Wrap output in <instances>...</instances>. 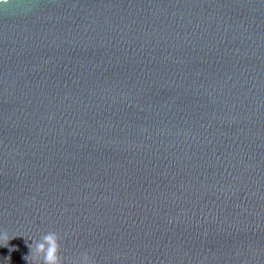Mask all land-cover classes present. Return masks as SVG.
I'll return each mask as SVG.
<instances>
[{
  "label": "water",
  "instance_id": "water-1",
  "mask_svg": "<svg viewBox=\"0 0 264 264\" xmlns=\"http://www.w3.org/2000/svg\"><path fill=\"white\" fill-rule=\"evenodd\" d=\"M0 264H264V0H0Z\"/></svg>",
  "mask_w": 264,
  "mask_h": 264
},
{
  "label": "clouds",
  "instance_id": "clouds-1",
  "mask_svg": "<svg viewBox=\"0 0 264 264\" xmlns=\"http://www.w3.org/2000/svg\"><path fill=\"white\" fill-rule=\"evenodd\" d=\"M7 231L0 232V240L4 241L3 245H7L8 241L12 239ZM61 236L56 231H49L43 237L34 241L29 245L30 254L24 258L30 261L31 264H64V258L61 255L62 244ZM72 264H96V261L89 254L84 251L79 254L77 258L72 261Z\"/></svg>",
  "mask_w": 264,
  "mask_h": 264
}]
</instances>
